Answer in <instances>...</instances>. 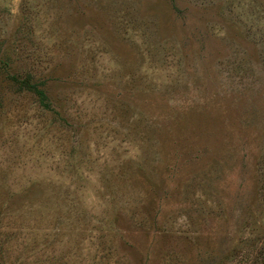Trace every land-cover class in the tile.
Here are the masks:
<instances>
[{
	"label": "rangeland",
	"instance_id": "1",
	"mask_svg": "<svg viewBox=\"0 0 264 264\" xmlns=\"http://www.w3.org/2000/svg\"><path fill=\"white\" fill-rule=\"evenodd\" d=\"M0 264H264V0H0Z\"/></svg>",
	"mask_w": 264,
	"mask_h": 264
}]
</instances>
